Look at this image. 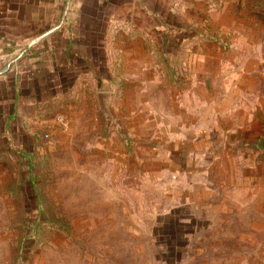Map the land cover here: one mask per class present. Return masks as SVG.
I'll list each match as a JSON object with an SVG mask.
<instances>
[{
    "label": "rangeland",
    "instance_id": "obj_1",
    "mask_svg": "<svg viewBox=\"0 0 264 264\" xmlns=\"http://www.w3.org/2000/svg\"><path fill=\"white\" fill-rule=\"evenodd\" d=\"M165 34L102 107L6 101L0 264H264V0Z\"/></svg>",
    "mask_w": 264,
    "mask_h": 264
},
{
    "label": "crops",
    "instance_id": "obj_2",
    "mask_svg": "<svg viewBox=\"0 0 264 264\" xmlns=\"http://www.w3.org/2000/svg\"><path fill=\"white\" fill-rule=\"evenodd\" d=\"M175 26L178 0H0V110L75 96L100 106L101 93L113 98L104 86L129 88L140 57L166 60Z\"/></svg>",
    "mask_w": 264,
    "mask_h": 264
},
{
    "label": "water",
    "instance_id": "obj_3",
    "mask_svg": "<svg viewBox=\"0 0 264 264\" xmlns=\"http://www.w3.org/2000/svg\"><path fill=\"white\" fill-rule=\"evenodd\" d=\"M101 96H100V102H99V104H100V107H102V105L105 103V102H109V95L107 94V93H101L100 94Z\"/></svg>",
    "mask_w": 264,
    "mask_h": 264
},
{
    "label": "trees",
    "instance_id": "obj_4",
    "mask_svg": "<svg viewBox=\"0 0 264 264\" xmlns=\"http://www.w3.org/2000/svg\"><path fill=\"white\" fill-rule=\"evenodd\" d=\"M50 104L56 109V107H55L56 104H61V105H63V102H62V101H56L55 103H49V105H50ZM49 105H48V106H49Z\"/></svg>",
    "mask_w": 264,
    "mask_h": 264
}]
</instances>
